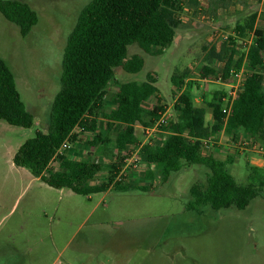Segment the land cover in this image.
Wrapping results in <instances>:
<instances>
[{"label": "rangeland", "instance_id": "obj_1", "mask_svg": "<svg viewBox=\"0 0 264 264\" xmlns=\"http://www.w3.org/2000/svg\"><path fill=\"white\" fill-rule=\"evenodd\" d=\"M23 1L39 16L27 37L0 13V60L13 72L22 100L34 116L33 126L27 129L0 120V264H264V193L245 210H186L191 187L206 181L204 167H185L164 181L160 168L148 166L141 158L136 170H126L122 184L132 185L128 190L112 188L84 196L68 188H53L14 164L21 145L38 131L47 132L54 97L61 89L69 36L91 2ZM187 2L190 5L180 16L182 26L163 54L150 55L137 44L129 46V57L141 54L144 68L136 74L115 69L104 98L106 111L113 108L120 84L143 82L153 73L162 107L177 120L174 108L179 93L171 81L176 69L190 70L197 105L204 106L221 90L230 95L232 88L226 85L231 83L219 79L223 66L211 59V50L226 42L223 35L231 37L236 25L254 13L257 26L264 30V0H199L198 7ZM240 45L239 54L244 43ZM203 68L214 73H204ZM155 103L152 99L148 106ZM100 125L105 130L106 121ZM109 140L102 155L94 152L91 156L106 166L96 184L106 181L108 165L118 164L122 170L129 157L114 150V132ZM242 141L232 142L230 155L236 160L229 170L240 184H248L251 158L247 153L237 156ZM243 149L257 160L264 159V146L252 144ZM146 173H152V180H143Z\"/></svg>", "mask_w": 264, "mask_h": 264}, {"label": "trees", "instance_id": "obj_2", "mask_svg": "<svg viewBox=\"0 0 264 264\" xmlns=\"http://www.w3.org/2000/svg\"><path fill=\"white\" fill-rule=\"evenodd\" d=\"M190 2L192 6L199 5L198 0ZM188 5L184 0H91L69 36L62 61L61 89L54 97L47 132L38 131L21 145L14 164L53 188H68L78 195L89 196L111 188L128 190L122 184L125 177L117 180L121 171L118 164L108 165L111 168L106 181L97 184L93 182L106 169L104 164L60 156V171H54L50 165L65 141L77 140L76 128L82 132L97 131L96 118L115 79V69L122 67L125 72L136 74L144 68L142 55L129 57V46L137 44L150 55L163 54L174 43L182 26L180 16ZM0 13L19 27L22 37H27L39 22L36 10L23 0H0ZM257 20L256 13L246 17L236 25L229 41L211 50V59L222 63L221 75L225 81L232 69L246 70L230 114L223 112V96L205 101L213 114V123L208 124L206 109L195 104L194 83L187 82L190 70H176L171 81L180 93L174 108L179 113L178 119L164 127L168 135L162 143L154 148L143 147L144 161L159 167L164 181L185 167L197 165L206 169V181L195 183L190 189L191 200L186 206L190 212L206 208L245 210L264 193V168L248 165L250 182L240 184L229 170L234 157L221 161L204 154L209 139L222 131L233 136L234 143L238 132H243L254 143L264 145V30L257 26ZM242 43L243 52L239 54ZM203 70L214 73L210 68ZM157 81L156 75L149 73L143 82L119 85L113 98L116 109L105 114L108 131L115 132L118 151L138 144L136 125H149V119L156 120L165 111L158 98ZM153 97L158 98V105L148 111L143 106ZM0 120L26 129L34 124V116L22 100L15 76L3 60H0ZM109 143L108 136L97 135L91 146L105 151Z\"/></svg>", "mask_w": 264, "mask_h": 264}, {"label": "crops", "instance_id": "obj_3", "mask_svg": "<svg viewBox=\"0 0 264 264\" xmlns=\"http://www.w3.org/2000/svg\"><path fill=\"white\" fill-rule=\"evenodd\" d=\"M184 1L187 4L188 3L187 1L190 2L191 0H184ZM198 3H199V0H198ZM257 22H258V20H257ZM232 36H234V34ZM217 48L219 49V47H217ZM139 55H141V54H139ZM190 78H191V76H190ZM190 78L187 80V82L190 80ZM226 86H227L226 88H228L230 85L227 84ZM179 95H180V93H179ZM179 95H178V97H179ZM222 96L224 97V100H225L226 97H227L225 91L221 90L220 92H215L213 99L212 100H208V102L213 101L215 97H222ZM193 97H195V96H193ZM158 98H160V94H158ZM158 98L157 97L151 98L149 101H147L144 104L143 107L146 110H148V111H152L155 108V106L158 105L157 104L158 103V100H157ZM152 99H155L157 103H155L152 107H149L148 103ZM194 101H195V104H196L195 98H194ZM197 106L204 107L206 109V121H207L208 124H212L213 123L212 109L206 103H204V106L203 105H197ZM208 108L210 109V111H208ZM114 109H116V105L113 103V108L110 111H106L105 108H104V102H103V109L98 114V116L96 118L97 131H95V132H93V131H87V132L80 131L79 132L78 129L77 130L75 129L74 134L77 136V140L74 143H72L70 149L65 151L63 156L68 157L69 159H72V160H76V161H91V162H94V163L104 164V161L100 160V158L91 159V156H93L94 152H97L98 155H102V150H103V149L101 150L98 146H91V143L94 141V139H95V137L97 135H101L102 138H105L107 136L109 137L111 132H114V131H111V132L108 131V122H107V119L105 118V114L110 113ZM165 112H168V111L160 112L159 113V117H160L161 114H163ZM177 114L179 115L178 112H177ZM208 115H210V121L207 120V116ZM103 120L106 121L105 130H102L101 129V125H100L101 121H103ZM156 120L149 119L147 121L149 125H142V124L136 125L135 129H136V135L138 137V144L130 145L125 150L130 149V148H136V150L138 149L142 160H144L143 159V155H144L143 154V147L145 145H149L150 147L154 148L158 144L162 143L163 140H165L166 136L168 135V131L162 130L164 128L160 129L156 133H153L150 138L147 137V134H146V131H145V129L148 126L153 125ZM175 121L172 119L170 122H175ZM138 131H140V136H141L140 138L141 139L139 138V135L137 133ZM114 134H115V132H114ZM235 139L237 140L236 142H239L241 139L243 141L244 140H252L248 135L244 134L243 132H238V136ZM232 142L234 143L233 136L227 135L224 131H222L221 133H219V134H217L215 136H212L209 139V141L207 142L206 147L204 149V154L205 155H212L214 158H217V157L220 156L222 158L221 161H226L229 158V156H231L230 153H233L234 145L232 144ZM114 143H115V140H114ZM258 144H259V146H264L263 144H260V143H258ZM108 145L109 144L105 145L106 148L108 147ZM114 148H115V145H114ZM114 150L118 151L116 148ZM124 151H120V152H124ZM242 153H247L248 156L251 158V161L248 162V165H253V166L264 168V159H258L257 160L253 155L249 154V152L247 150H244V149L239 150V153L237 154V156L241 155ZM235 160H236V158L234 157V162H235ZM50 168L53 169L54 171H60L59 160L58 159H54L52 161L51 165H50ZM101 174H103V172ZM148 179L152 180V177L151 178L149 177V173L144 174L143 180H148ZM94 184H96V183H94ZM123 185L124 186H132V185H127V184H123ZM143 187H146V186H143Z\"/></svg>", "mask_w": 264, "mask_h": 264}, {"label": "built area", "instance_id": "obj_4", "mask_svg": "<svg viewBox=\"0 0 264 264\" xmlns=\"http://www.w3.org/2000/svg\"><path fill=\"white\" fill-rule=\"evenodd\" d=\"M181 19V18H180ZM223 38L225 41L229 40L228 36H224ZM245 76H246V71L244 68L240 69V70H236V69H232L230 77L228 78L227 81H230V86L232 88V92L230 93V95L228 97H226L225 101V105L223 108V112L226 113L227 115L230 114L231 111V107L233 102L238 98L239 93L241 91L242 85L244 83L245 80ZM219 79H223L222 75H220ZM172 120V115L168 112H165L163 114L160 115V117L155 121V123L153 125L148 126L145 131L147 134V137L150 138L152 136L153 133H156L157 131H159L160 129L166 127L170 121ZM78 129V131L80 132L81 130L79 128H76V130ZM207 144V143H206ZM259 145L258 143H254L252 140H244L241 143V149L250 146V145ZM72 143L70 141H65L63 143V145L61 146V148L58 150L57 155L55 157V159H58V157L63 156L65 151H67L68 149H70ZM262 147V146H261ZM130 151H135L130 154ZM124 156L128 158L124 159V167L121 170V172L119 173L118 179L120 180L121 177H125L127 172L126 170H136L138 168V164L140 162L141 156L139 154V150L136 148H130L127 149L123 152Z\"/></svg>", "mask_w": 264, "mask_h": 264}]
</instances>
